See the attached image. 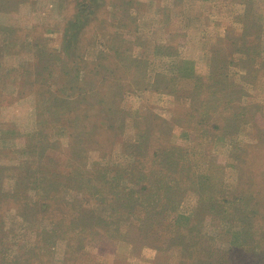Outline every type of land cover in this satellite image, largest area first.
<instances>
[{
  "label": "rangeland",
  "instance_id": "1",
  "mask_svg": "<svg viewBox=\"0 0 264 264\" xmlns=\"http://www.w3.org/2000/svg\"><path fill=\"white\" fill-rule=\"evenodd\" d=\"M0 264H264V0H0Z\"/></svg>",
  "mask_w": 264,
  "mask_h": 264
},
{
  "label": "trees",
  "instance_id": "2",
  "mask_svg": "<svg viewBox=\"0 0 264 264\" xmlns=\"http://www.w3.org/2000/svg\"><path fill=\"white\" fill-rule=\"evenodd\" d=\"M147 176L146 175H143L141 178H139L137 181H139L140 179H142V178H146ZM136 183V182H135ZM139 183H140V181H139Z\"/></svg>",
  "mask_w": 264,
  "mask_h": 264
},
{
  "label": "bare ground",
  "instance_id": "3",
  "mask_svg": "<svg viewBox=\"0 0 264 264\" xmlns=\"http://www.w3.org/2000/svg\"><path fill=\"white\" fill-rule=\"evenodd\" d=\"M136 248V247H135Z\"/></svg>",
  "mask_w": 264,
  "mask_h": 264
}]
</instances>
